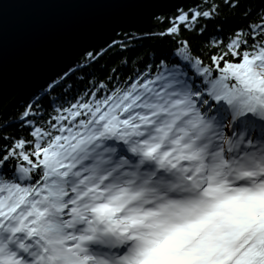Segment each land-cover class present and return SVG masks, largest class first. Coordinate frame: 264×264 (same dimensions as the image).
Listing matches in <instances>:
<instances>
[{"label":"snow or ice","instance_id":"obj_1","mask_svg":"<svg viewBox=\"0 0 264 264\" xmlns=\"http://www.w3.org/2000/svg\"><path fill=\"white\" fill-rule=\"evenodd\" d=\"M167 24L170 56L87 49L0 119V264H264V0Z\"/></svg>","mask_w":264,"mask_h":264},{"label":"water","instance_id":"obj_2","mask_svg":"<svg viewBox=\"0 0 264 264\" xmlns=\"http://www.w3.org/2000/svg\"><path fill=\"white\" fill-rule=\"evenodd\" d=\"M199 0H6L0 9V106L27 98L85 50L120 30L147 32L157 16ZM19 89V90H17Z\"/></svg>","mask_w":264,"mask_h":264},{"label":"trees","instance_id":"obj_3","mask_svg":"<svg viewBox=\"0 0 264 264\" xmlns=\"http://www.w3.org/2000/svg\"><path fill=\"white\" fill-rule=\"evenodd\" d=\"M194 7L191 4H187L183 7L185 11H187L189 8ZM180 9V8H179ZM178 10V9H177ZM177 10H174L172 12L166 13L164 15H160L157 17H164L165 22L160 23L159 20L156 18L154 19L153 25L147 32H142L139 29L128 31L126 30H120L116 34H114L107 42L108 44L111 43L113 40L115 41H123V42H129L131 37H135V39H131L130 42V48H132L133 53H140V54H147L148 57L155 58V57H163L165 55H171L175 48L176 44L170 37L165 38H159L156 35H153L155 33H159L161 30L168 27L167 24V18L173 17L177 14ZM225 13L227 14V10H225ZM216 25H222L225 32L231 31L233 26L239 25V18L238 17H232L230 14H227V22L224 20H217L214 23L209 22L207 31L204 35L199 36L194 33H188V32H182L181 38H187L191 42L192 50L194 54L199 55L201 52V48L203 44L208 40V38L215 33V26ZM105 46L101 47L104 48ZM101 48H95L93 50H100ZM206 51V49H205ZM124 55L118 48H114L110 50L101 60V63L108 64V65H114L116 64L120 57ZM171 62V61H170ZM30 97V96H29ZM24 98L17 102L15 105H12L9 109L6 115L3 114V111L7 108L9 105V102L11 99L7 100L5 103H3L0 106V119L7 118L8 123L15 124V121L12 119L15 117L19 112L23 110L24 104L28 100V98ZM9 132H17V127H12L8 129ZM19 134V133H18Z\"/></svg>","mask_w":264,"mask_h":264},{"label":"bare ground","instance_id":"obj_4","mask_svg":"<svg viewBox=\"0 0 264 264\" xmlns=\"http://www.w3.org/2000/svg\"><path fill=\"white\" fill-rule=\"evenodd\" d=\"M17 90H19V89H17Z\"/></svg>","mask_w":264,"mask_h":264}]
</instances>
